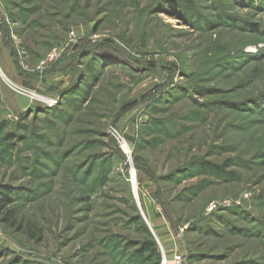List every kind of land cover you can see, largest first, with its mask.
Listing matches in <instances>:
<instances>
[{"label": "rangeland", "instance_id": "1", "mask_svg": "<svg viewBox=\"0 0 264 264\" xmlns=\"http://www.w3.org/2000/svg\"><path fill=\"white\" fill-rule=\"evenodd\" d=\"M3 193L0 264H264V0H0Z\"/></svg>", "mask_w": 264, "mask_h": 264}, {"label": "trees", "instance_id": "2", "mask_svg": "<svg viewBox=\"0 0 264 264\" xmlns=\"http://www.w3.org/2000/svg\"><path fill=\"white\" fill-rule=\"evenodd\" d=\"M3 196H4L3 198H0V206H2V207L6 206L9 203V201H10L9 197L7 196V194L3 193ZM146 250L147 251H151V250L154 251V249L150 248L149 245L146 247Z\"/></svg>", "mask_w": 264, "mask_h": 264}, {"label": "built area", "instance_id": "3", "mask_svg": "<svg viewBox=\"0 0 264 264\" xmlns=\"http://www.w3.org/2000/svg\"><path fill=\"white\" fill-rule=\"evenodd\" d=\"M172 263L173 264H182V257L180 255H176ZM164 264H169L166 259L164 260Z\"/></svg>", "mask_w": 264, "mask_h": 264}]
</instances>
